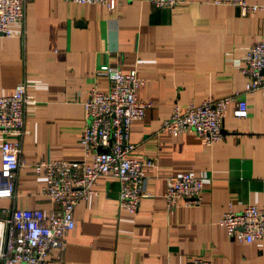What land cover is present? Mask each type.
<instances>
[{
	"label": "crops",
	"instance_id": "obj_1",
	"mask_svg": "<svg viewBox=\"0 0 264 264\" xmlns=\"http://www.w3.org/2000/svg\"><path fill=\"white\" fill-rule=\"evenodd\" d=\"M9 30L11 38H0V97L23 83L31 103L20 141L25 166L14 177L13 198L0 199V217L10 209L51 214L31 166L82 161V104L92 85L107 91L105 79L94 72L112 66L144 80L136 96L150 108L131 123L128 140L136 160L151 162L141 168L146 196L128 215L117 207V181L96 179L97 196L72 212L63 261L264 264V239L238 243L218 226L227 210L264 207V96L245 94V78L234 66L264 39V12L242 17L234 7L207 0H186L169 9L153 8L147 0H115L110 11L99 4L27 0L23 23ZM230 96L245 102L246 116L234 118L233 105L227 106L218 143L206 146L190 134L158 132L174 106L183 111ZM182 174L207 179L200 204L167 212L161 199L165 180Z\"/></svg>",
	"mask_w": 264,
	"mask_h": 264
},
{
	"label": "built area",
	"instance_id": "obj_2",
	"mask_svg": "<svg viewBox=\"0 0 264 264\" xmlns=\"http://www.w3.org/2000/svg\"><path fill=\"white\" fill-rule=\"evenodd\" d=\"M77 4H99L107 11L115 0H62ZM156 9H169L186 0H147ZM27 0H0V38L9 39L11 24H22ZM208 4L228 5L244 17L264 12L262 2L245 0H207ZM234 66L245 78L243 92H261L264 96V39L247 48ZM94 77H102L108 85L99 92L94 85L82 104L84 125L79 137L82 161H41L32 167L41 179L40 194L53 211L44 216L40 210L10 209L0 217V264H66L62 255L65 235L74 227L72 212L81 202L96 197V179L109 177L118 183L117 207L133 216L142 197L141 168L151 166L147 160H136L135 146L128 140L131 123L140 121L150 104L137 99V90L144 80L135 71L122 73L112 66H99ZM31 103L23 83L15 85L9 96L0 97V199H12L14 177L25 166L20 157V141L24 134V110ZM233 105L232 116L244 118L246 104L234 96L206 99L198 106L180 111L174 106L158 128L161 134L176 137L193 135L210 146L222 139L221 127L227 106ZM89 162H86V161ZM203 176L182 174L165 180L161 199L167 212L178 207L200 204ZM226 237L250 244L264 239V207L247 205L239 212L227 210L218 221ZM184 264H210L191 260Z\"/></svg>",
	"mask_w": 264,
	"mask_h": 264
},
{
	"label": "water",
	"instance_id": "obj_3",
	"mask_svg": "<svg viewBox=\"0 0 264 264\" xmlns=\"http://www.w3.org/2000/svg\"><path fill=\"white\" fill-rule=\"evenodd\" d=\"M261 73L263 74L264 72H263V71H261Z\"/></svg>",
	"mask_w": 264,
	"mask_h": 264
}]
</instances>
